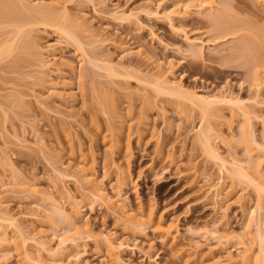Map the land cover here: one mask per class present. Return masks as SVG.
<instances>
[{
    "label": "rangeland",
    "instance_id": "obj_1",
    "mask_svg": "<svg viewBox=\"0 0 264 264\" xmlns=\"http://www.w3.org/2000/svg\"><path fill=\"white\" fill-rule=\"evenodd\" d=\"M37 1L0 0V264H254L264 191L197 133L264 178V0H42L77 41Z\"/></svg>",
    "mask_w": 264,
    "mask_h": 264
},
{
    "label": "bare ground",
    "instance_id": "obj_2",
    "mask_svg": "<svg viewBox=\"0 0 264 264\" xmlns=\"http://www.w3.org/2000/svg\"><path fill=\"white\" fill-rule=\"evenodd\" d=\"M213 1L214 0H212L211 2L213 3ZM37 3H38V1H37ZM46 3H48V2H46ZM45 3V1H42V0H40V3H38L39 5H35V10H36V6L38 7L39 6V8L38 9H40L41 8V10H39L38 12H39V15H40V17H44V18H48V19H50L51 21H53L54 22V25H56V26H58V27H60L59 29H60V31H59V35L61 36V37H65V35H67V36H71L75 41H77L76 40V38L69 32V30H68V28H67V24H66V20L68 19V12H67V8H66V6L64 5V6H62V7H59V6H55V4L53 5L52 3L50 4V3H48V4H46ZM30 8V7H29ZM30 9H33L32 7L30 8ZM37 9V10H38ZM1 13V12H0ZM217 18H218V16H217ZM223 22V21H222ZM238 31V30H237ZM34 41H32V44L34 45ZM34 46H36V45H34ZM211 48H213V47H211ZM2 49H3V51H5V52H7V51H9L10 49H11V45H4L3 47H2ZM85 58H82V60H84ZM110 67L111 66H109V70H110ZM112 68V67H111ZM168 83V82H167ZM167 86H175L174 84H172L171 82L170 83H168V84H166ZM176 88H177V90L179 91V93H180V95H181V97L182 98H184V99H187V100H189V101H191V103L192 104H194V105H196V106H198L202 111H203V113L206 115V114H208V112L212 109V106H213V104H215V103H219L220 101H222V99L221 98H219V97H217V96H211V95H203V94H200V93H197V92H195V91H190V90H188L187 89V91H186V89H184L185 87H183L182 85H179V84H177V86H175ZM175 87H173V89H175ZM259 85H258V87H257V89H258V91H259ZM178 93V94H179ZM206 128H207V130H206ZM206 128L205 129H202L201 130V132H198L197 134H198V140L201 142V144L203 145V146H206L205 148L206 149H208V155L210 156L211 155V157L213 158H216L217 160H218V162L220 163L219 165H220V167H221V171H223V173L226 171L227 173L229 172L231 175H232V177L233 176H236V177H238V178H242V179H247V180H249L251 183H255V185L256 186H258V188H259V190H260V192H262V191H264V178L262 179L261 177H260V175H253L254 173H252L251 171H249V169H247V168H245L243 165H241V164H239L238 162H235V161H229L226 157H224L223 155L221 156L220 154H219V151L217 152V148H216V146H214L217 150H215L214 148H213V146H212V143H211V138H213V137H211V133H209V128L206 126ZM244 132H245V128H244ZM247 132V131H246ZM245 132V133H246ZM211 137V138H210ZM214 138H215V136H214ZM217 139V138H216ZM199 142V143H200ZM213 142V141H212ZM214 144V143H213ZM214 145H216V144H214ZM209 152H210V154H209ZM262 176V175H261ZM264 176V175H263ZM222 178V177H221ZM213 188H214V185H213ZM91 193V195L93 196V198L95 197V198H103V196H102V194L101 193H94V191H89V193H88V195ZM216 197H220L221 195H222V193L219 191V190H216L215 191V194H214ZM76 197V196H75ZM74 198V197H73ZM91 199V201H96V200H102V202H107V200L106 199ZM66 200V199H65ZM216 202H217V200L218 199H214ZM219 201V200H218ZM2 202V201H1ZM53 202H54V207H56V209L54 210L55 212H53L54 214L57 212V215H59L60 217H63L62 219H65V221L66 220H68V222L70 221V220H73V218H74V216H75V214H78L80 211H81V209L83 210L84 208H83V206H84V204H82L83 202L81 201V199H77V198H74V199H69V200H67V205L68 206H63L64 204L63 203H61V201H59L58 199L56 200V199H54L53 200ZM108 202H109V199H108ZM1 204V203H0ZM61 204H63V205H61ZM123 205V204H122ZM1 206V205H0ZM67 207H69V209H67ZM124 207V206H123ZM88 208H92V205H89V207ZM122 208V207H121ZM253 208V207H252ZM258 207L256 206L253 210H252V214H255V213H258L259 211H258ZM121 211L123 212V211H125L124 210V208H122L121 209ZM50 212V211H49ZM2 213H4L3 211H1L0 210V235H2V237H0V238H8V237H10L9 236V230H10V228H12V226H16L15 224V221H14V216H12V215H9V216H5L4 214H2ZM123 213H126V211L125 212H123ZM260 213V212H259ZM259 213L257 214L258 215V217H257V219L258 218H260V216H259ZM48 215V214H47ZM50 215V214H49ZM52 216V215H51ZM55 216V215H54ZM134 217V216H133ZM132 218V217H131ZM262 219V218H261ZM75 220V219H74ZM132 221L134 220V218L133 219H131ZM259 220V219H258ZM262 220H264V219H262ZM135 221V220H134ZM133 221V222H134ZM255 221H257L256 220V218H255ZM73 222V221H72ZM138 222V221H137ZM73 225V224H72ZM77 225V224H76ZM263 225V224H262ZM256 226V225H255ZM258 226V235H257V239H258V241H259V246L260 247H258L259 249H258V251H255V256L253 257V255H252V253H249L250 252V250H251V252H252V248H247L246 250H245V252L243 253V255H242V259L243 260H248V259H250V258H253V260H254V264H264V231H263V226H261V224H259V225H257ZM262 227V228H261ZM74 229V228H73ZM170 230H171V226H169V227H167L166 229H165V232H170ZM21 231V229L20 228H18L17 227V230H13L12 232L14 233V234H12L13 235V238H14V236L16 237V235H17V232L19 233ZM68 231H69V229H68ZM77 232H80L79 231V228H78V230H77ZM36 233V232H35ZM34 233V235H36ZM38 233V232H37ZM16 234V235H15ZM39 235L41 234V233H38ZM18 236H19V234H18ZM18 236H17V238H18ZM12 237V236H11ZM31 238H34V237H32L31 236ZM62 238V237H61ZM64 238V237H63ZM61 239V241H60V244H62V243H66L67 242V240H71V238H64V239ZM15 239V238H14ZM43 239V238H42ZM25 240L26 239H24L23 240V242H24V244L26 243L25 242ZM37 240V239H36ZM35 240V241H36ZM39 240L41 241V239L39 238ZM38 240V241H39ZM37 241V243L39 244L40 242H38ZM42 242V241H41ZM44 242V241H43ZM43 242H42V244L40 243V246H38L39 248H41V249H43L44 250V248L46 247L47 248V250H48V246H46V244H45V247H44V245H43ZM45 243V242H44ZM46 243H47V241H46ZM49 244V243H48ZM37 245V244H36ZM41 245H42V247H41ZM62 246H64L63 244H62ZM37 247V248H38ZM44 247V248H43ZM61 247V246H60ZM38 248V249H39ZM41 249H40V251H41ZM50 249V248H49ZM48 251H50V250H48ZM52 251V250H51ZM26 252H28V251H26ZM28 254H29V252H28ZM47 255H51V253H49V254H47ZM53 256H52V258L54 259L55 257H54V255L55 254H52ZM29 256V255H28ZM57 259V258H56ZM55 260V259H54ZM58 260V259H57ZM57 260H55V261H57Z\"/></svg>",
    "mask_w": 264,
    "mask_h": 264
}]
</instances>
